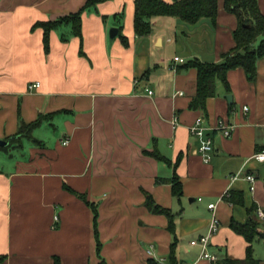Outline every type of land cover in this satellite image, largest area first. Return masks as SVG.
Here are the masks:
<instances>
[{
	"label": "crops",
	"instance_id": "0c3cea01",
	"mask_svg": "<svg viewBox=\"0 0 264 264\" xmlns=\"http://www.w3.org/2000/svg\"><path fill=\"white\" fill-rule=\"evenodd\" d=\"M85 2L0 0V140L9 141L0 147V264H54L55 257L61 264H169L174 240L177 261L211 264L190 241L206 233L212 215L219 226L210 251L244 258L247 242L230 223L264 210V161L252 158L264 152V56L253 79L231 69L229 91L216 81L205 110L192 109L197 71L181 66L220 62L236 45L238 20L223 0L214 21L153 16L142 36L134 32V0H106L81 13L80 37L66 24L50 30L46 51L35 24ZM257 4L264 16V0ZM34 82L39 87L29 91ZM39 115L31 137L12 139ZM199 116L208 125L234 124L228 137L211 132L209 162L188 129ZM42 126L52 135L45 138ZM246 172L256 177L252 191ZM173 175L180 198L168 182ZM148 199L170 210L173 232ZM257 231L264 237L261 221Z\"/></svg>",
	"mask_w": 264,
	"mask_h": 264
},
{
	"label": "trees",
	"instance_id": "16d2710c",
	"mask_svg": "<svg viewBox=\"0 0 264 264\" xmlns=\"http://www.w3.org/2000/svg\"><path fill=\"white\" fill-rule=\"evenodd\" d=\"M106 0H86L85 4L77 12L60 16L54 20L39 21L35 26L43 29V43L47 51L49 47V31L59 25H69L71 34L81 36V13L88 7ZM226 11L233 13L238 20V26L234 31L235 47L221 56L220 62H203L192 59L184 63L181 68L194 67L197 71L195 92L189 107L192 109L205 110V102L208 97L216 93V81H220L224 89L229 91L227 72L241 67L249 79L256 74V66L259 58L264 56V16L261 14L257 0H223ZM217 14V0H134V32L137 36L147 35L151 31L150 19L153 16L170 15L185 22L195 23L202 17H208L214 21ZM61 39H65L62 35ZM43 120V115L28 124L21 123L17 134L12 139L31 137V131ZM171 183L173 196L180 198L182 195L181 182L176 175L168 179ZM146 205L153 212L164 213L169 219V230L173 232V215L169 209L160 207L151 199ZM94 223H96V209L93 206ZM259 220L249 219L246 223L231 221L230 227L242 235L247 242L244 258H231L225 253H220L219 258L211 264H260V260L253 257L252 242L257 235ZM98 246V244H97ZM175 240L169 253V264H178L174 254ZM98 249V247H97ZM54 264H61L55 257ZM98 264H106L100 259ZM146 264H159L153 258H149Z\"/></svg>",
	"mask_w": 264,
	"mask_h": 264
},
{
	"label": "built area",
	"instance_id": "2783aa9c",
	"mask_svg": "<svg viewBox=\"0 0 264 264\" xmlns=\"http://www.w3.org/2000/svg\"><path fill=\"white\" fill-rule=\"evenodd\" d=\"M174 61L182 62L181 58L175 57ZM39 87V82H34L28 85V90L31 91L35 88ZM147 94L151 95L152 91L147 89ZM181 94V93H179ZM243 111L247 110V106L242 107ZM176 118H173V124H176ZM234 128V124L229 123L223 119L217 120L214 125H208L203 122L202 117H196L193 124H191L188 129L191 135H194L198 140L197 152L201 156L204 162H209L213 156V138L211 136L212 131L219 132L224 137H228L231 135V132ZM67 141H63L65 144ZM252 158L258 162L264 161V152L258 151L252 155ZM245 180L249 183V189L252 191L254 189L255 175L251 172H246L244 174ZM215 203H209L208 208L214 209ZM255 214L258 220L264 223V210L257 207L255 209ZM219 226V221L215 215H212L209 223L207 225V231L205 234L200 235L198 238H195L190 241L191 244H198L201 246V252L199 258L207 259L210 262H215L218 260L219 255L215 252L210 251L209 242L210 237L217 231ZM149 251V250H148ZM178 264H188L186 262L179 261ZM264 264V263H261Z\"/></svg>",
	"mask_w": 264,
	"mask_h": 264
},
{
	"label": "rangeland",
	"instance_id": "374dc122",
	"mask_svg": "<svg viewBox=\"0 0 264 264\" xmlns=\"http://www.w3.org/2000/svg\"><path fill=\"white\" fill-rule=\"evenodd\" d=\"M52 131L48 130V128L42 126L40 129V133L45 136V138H48ZM252 253L253 257L257 260L264 262V237L257 236L255 237L254 241L252 242Z\"/></svg>",
	"mask_w": 264,
	"mask_h": 264
},
{
	"label": "water",
	"instance_id": "95a60500",
	"mask_svg": "<svg viewBox=\"0 0 264 264\" xmlns=\"http://www.w3.org/2000/svg\"><path fill=\"white\" fill-rule=\"evenodd\" d=\"M117 32H118L117 28L112 27L109 30V37L111 39L114 38L117 35ZM226 98H227L228 102L230 103L231 102V99H232L231 95L230 94L226 95ZM8 144H9V141L8 140H0V147L1 146H6ZM262 235L264 236V233H262Z\"/></svg>",
	"mask_w": 264,
	"mask_h": 264
}]
</instances>
